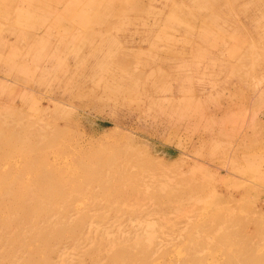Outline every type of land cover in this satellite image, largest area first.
Here are the masks:
<instances>
[{"label": "rangeland", "instance_id": "1", "mask_svg": "<svg viewBox=\"0 0 264 264\" xmlns=\"http://www.w3.org/2000/svg\"><path fill=\"white\" fill-rule=\"evenodd\" d=\"M73 1L0 0V264H264V0Z\"/></svg>", "mask_w": 264, "mask_h": 264}, {"label": "bare ground", "instance_id": "2", "mask_svg": "<svg viewBox=\"0 0 264 264\" xmlns=\"http://www.w3.org/2000/svg\"><path fill=\"white\" fill-rule=\"evenodd\" d=\"M44 1V0H43ZM75 1V0H74ZM73 1V2H74ZM105 1V0H104ZM255 1V0H254ZM77 2V1H76ZM175 2V1H174ZM7 4V3H6ZM139 4V3H138ZM31 5V4H30ZM163 5V4H162ZM5 6V5H4ZM8 6V5H7ZM69 6V5H68ZM160 6V5H159ZM249 6V5H248ZM253 6V5H252ZM166 7V6H165ZM10 8V7H9ZM91 8H93V7H91ZM11 9H12V7H11ZM31 9V8H30ZM46 9V8H45ZM44 9V11H46ZM71 9V8H70ZM175 9V8H174ZM26 10V9H25ZM31 10H33V9H31ZM52 10V9H51ZM50 10V11H51ZM157 10V9H156ZM50 11H48L49 13H50ZM68 11V10H67ZM70 12V11H69ZM64 13V12H63ZM245 14V13H244ZM255 14V13H254ZM33 16V15H32ZM94 16V15H93ZM104 16V15H103ZM255 16V15H254ZM257 20V19H256ZM263 21V20H262ZM256 28H257V26H256ZM257 30H258V28H257ZM261 30V29H260ZM259 30V31H260ZM2 33V32H1ZM29 33V32H28ZM76 33V32H75ZM93 33V32H92ZM262 33V32H261ZM57 34H59V33H57ZM60 35V34H59ZM105 34H103V37H106V36H104ZM256 35V34H255ZM0 36H2V35H0ZM98 36H100V34H99V32H96V33H94L93 35H92V37H98ZM254 36V35H253ZM82 37H83V35H82ZM85 37V36H84ZM102 37V38H103ZM214 37H216V36H214ZM115 38V37H114ZM245 38V37H244ZM85 39V38H84ZM93 39H95V38H93ZM217 39V38H216ZM90 40V39H89ZM88 40V41H89ZM105 39H103V41H104ZM244 40V39H243ZM247 40V39H246ZM87 41V42H88ZM92 40H90V42H91ZM97 41V40H96ZM95 41V42H96ZM98 42V41H97ZM100 42V41H99ZM112 42V41H111ZM240 42V41H239ZM257 44V45H259V48H260V46L263 48V50H264V34H262V35H258L257 34V36H256V40H255V42L253 41V40H248V41H245L244 40V42H243V44H244V46L245 45H247L246 47H248L247 48V51H245L241 56H240V58L242 59V58H244V57H246V55H247V53H248V50L249 49H251V48H253L255 45L254 44ZM98 46V45H97ZM262 48H261V50H262ZM81 49V48H80ZM96 50V49H95ZM71 52V51H70ZM235 52V51H234ZM237 52H238V49H237ZM263 52V51H262ZM261 52V53H262ZM22 53V52H21ZM241 54V53H240ZM7 55H10V56H16V58L18 59L19 58V56H18V52L17 51H8V53H7ZM117 55V54H116ZM233 55H234V53H233ZM233 55H231V56H228V59H229V61L230 60H232V58H233ZM249 56V55H248ZM2 56H0V58H1ZM67 57V56H66ZM238 57V56H237ZM87 60V59H86ZM125 61V60H124ZM228 61V60H227ZM25 62V61H24ZM78 62V61H77ZM88 62V61H87ZM95 63V62H94ZM227 63V62H226ZM102 65V64H101ZM121 65V64H120ZM69 66V65H68ZM100 66V65H99ZM262 66H264V65H262ZM115 67V66H114ZM260 69V68H259ZM263 69V68H262ZM78 70V69H77ZM120 71V70H119ZM141 71V70H140ZM76 72H78V71H76ZM89 72V71H88ZM228 73V72H227ZM108 74H111V75H114V76H120L121 77V73H117V72H112L111 70H110V72H107V74H105L106 76H104V77H109V75ZM78 75V74H77ZM130 75V74H129ZM73 76V75H72ZM212 76V75H211ZM72 78V77H71ZM101 79H103V78H101ZM264 79V78H263ZM100 80V79H99ZM104 80H106V81H109L107 78H104ZM112 80V79H111ZM146 80H147V78H146ZM161 80V79H160ZM61 81V80H60ZM113 81V80H112ZM59 82V81H58ZM69 82V81H68ZM86 82V81H85ZM96 82V81H95ZM98 82V81H97ZM103 82H105V81H102V84H103ZM94 83V82H93ZM101 83V82H100ZM49 84V83H48ZM73 84V83H72ZM77 84V83H76ZM145 84V83H144ZM262 84V83H261ZM64 85V84H63ZM97 86V84H95L94 83V86ZM105 85H106V83H105ZM117 85H119V86H113L111 83H108L107 84V88H109L110 86H111V88H113L112 89V91L114 90L116 93V95H114L113 93H114V91H113V93H112V91H111V93H107L108 92V89L106 88L105 89V91H106V93L108 94V95H106L107 97H110L111 95L113 96L112 97V99H116L117 97L116 96H118L117 95V93H118V91H120L121 90V88H123V89H127V88H125V86H123V85H121V84H117ZM126 85V84H125ZM134 85V84H133ZM136 85H138V84H136ZM72 86V85H71ZM95 86V87H96ZM139 86V85H138ZM138 86H137V88L136 89H138ZM47 87V86H46ZM83 87V86H82ZM103 87H104V85H103ZM56 88H57V86H56ZM63 88V87H62ZM65 88V87H64ZM63 88V89H64ZM68 88H69V86H68ZM96 88H98V86L96 87ZM105 88V87H104ZM153 90H154V95H162L165 91H166V89L165 88H162V87H157V86H153V87H151ZM63 89H62V91H63ZM131 89V88H130ZM129 88L127 89V90H130ZM133 89V88H132ZM78 91V90H77ZM102 91V90H101ZM109 91H110V88H109ZM148 91H150V90H148ZM263 91V90H262ZM67 92V91H66ZM167 93V92H166ZM63 94V93H62ZM61 94V95H62ZM68 94V93H67ZM79 94V93H78ZM84 94V93H83ZM120 94V93H119ZM125 94H127V92H125L124 91V94L122 93V94H120L119 96L123 99V100H125V97H127ZM129 94V93H128ZM145 94H146V92H145ZM262 94V93H261ZM57 95V94H56ZM139 95V94H138ZM221 95L222 96H224V94L223 93H221ZM59 96V95H58ZM68 96H69V94H68ZM73 96V95H72ZM143 96V95H142ZM49 97V96H48ZM151 97V96H150ZM226 97H228V96H226ZM250 97V96H249ZM50 98V97H49ZM119 98V97H118ZM53 99V98H52ZM67 99V98H66ZM145 99H146V101L149 103V105L150 104H153L154 102L152 101V99L151 98H149V97H147L146 95H145ZM251 99V98H250ZM111 99H109V101H110ZM118 101V100H117ZM65 103V102H64ZM113 103H114V101H113ZM122 103V102H121ZM116 104V103H115ZM124 105V104H123ZM55 108V107H54ZM69 111V110H68ZM65 116V115H64ZM63 118V117H62ZM247 161H250V162H256V161H258V163L260 164V162L261 163H264V158H262V159H258V158H256L254 155H252V156H249L248 157V159H247ZM260 161V162H259Z\"/></svg>", "mask_w": 264, "mask_h": 264}]
</instances>
